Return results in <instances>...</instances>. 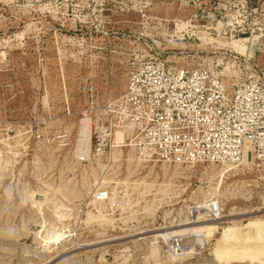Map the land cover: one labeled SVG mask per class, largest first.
Masks as SVG:
<instances>
[{
  "label": "rangeland",
  "instance_id": "obj_1",
  "mask_svg": "<svg viewBox=\"0 0 264 264\" xmlns=\"http://www.w3.org/2000/svg\"><path fill=\"white\" fill-rule=\"evenodd\" d=\"M215 6V20L191 21L213 26L208 34L175 29L192 18L188 0H0V264H264L263 240L227 234L264 221V167L144 163L116 126L95 153L131 57L218 62L229 88L264 68V0ZM142 12L168 20L165 28H143ZM96 187L120 189L131 203L104 208L91 197ZM207 197L221 201V220L186 232L200 246L193 253L165 255L151 236L193 226L173 220Z\"/></svg>",
  "mask_w": 264,
  "mask_h": 264
},
{
  "label": "built area",
  "instance_id": "obj_2",
  "mask_svg": "<svg viewBox=\"0 0 264 264\" xmlns=\"http://www.w3.org/2000/svg\"><path fill=\"white\" fill-rule=\"evenodd\" d=\"M218 1L224 0H190L196 9L194 15L182 23H189L186 27L176 19L175 29L197 30L200 27L211 34L213 26L191 21L215 20L221 15L219 6H215ZM204 4L210 6L206 8ZM141 17L143 28L150 24L165 28L168 21L147 12H142ZM254 31L236 30L242 35ZM259 36L264 40V30H259ZM219 66L218 62L206 64L203 61L192 67H177L159 55L128 59L125 90L106 108L105 123L109 127L102 124L94 136L97 156L111 145L110 127L116 126L129 135V146L144 163L239 166L245 150L249 149L254 166L264 167V68L254 69L253 79L243 78L229 88L218 71ZM91 197L115 213L129 202L124 191H111L106 187H96ZM186 207L184 218L173 220L176 225L218 222L222 218V204L215 197L194 200ZM194 238L190 234H172L154 241L165 255L180 257L200 247ZM191 241H194L193 246H190Z\"/></svg>",
  "mask_w": 264,
  "mask_h": 264
},
{
  "label": "bare ground",
  "instance_id": "obj_3",
  "mask_svg": "<svg viewBox=\"0 0 264 264\" xmlns=\"http://www.w3.org/2000/svg\"><path fill=\"white\" fill-rule=\"evenodd\" d=\"M245 79H253L254 76H252L251 78H248V77H244ZM119 133V132H117ZM116 133V135H117ZM121 134V132H120ZM122 136V137H121ZM121 139L123 138V135L121 134L120 135ZM119 135L117 137V142H120L121 139ZM116 138V137H115ZM120 140V141H119ZM252 155H251V152L249 149H246L245 152H244V155H243V158H242V161H241V165H244V166H249L252 165ZM234 167H229V166H225L223 168V170L226 169V172H229L230 170H232ZM171 178V177H170ZM168 182V181H167ZM138 185V184H137ZM140 185V184H139ZM168 185V184H167ZM134 187V186H133ZM150 188V187H149ZM150 190V189H148ZM164 192V191H163ZM162 194V193H161ZM174 195V193H173ZM131 203V202H128V204ZM204 221H199V222H196V223H192L194 224L193 226H190V227H184V228H181L178 231V233L182 234V233H185L186 232H197V231H202V230H210V229H214L215 227H213V223H202ZM207 222V221H206ZM202 223V224H201ZM188 224V223H187ZM240 224V223H239ZM186 225L185 223L183 225H179V226H184ZM235 228V229H234ZM42 230V229H41ZM174 232H166L164 234H162L161 236L159 234H155L153 236H151L152 238L154 237H162L163 239H166L168 236L172 235ZM62 234V233H61ZM227 234L229 237H234V238H238V239H242V240H254L255 242L258 241V239H261L264 241V221H255V222H251L249 221L247 224L243 225V226H238L236 224H233V227L232 229L231 228H227ZM57 236H52V237H48V239H58L60 237V233L59 235L56 234ZM43 236V235H42ZM47 238V237H46ZM45 238V239H46ZM61 238V237H60ZM63 239V238H62ZM199 239V238H198ZM257 239V240H256ZM200 240V239H199ZM55 241V240H54ZM153 246V245H152ZM151 248V253L152 254L151 256L152 257H158L157 255L159 254V247L157 248V246H153V247H150ZM160 255V254H159Z\"/></svg>",
  "mask_w": 264,
  "mask_h": 264
},
{
  "label": "crops",
  "instance_id": "obj_4",
  "mask_svg": "<svg viewBox=\"0 0 264 264\" xmlns=\"http://www.w3.org/2000/svg\"><path fill=\"white\" fill-rule=\"evenodd\" d=\"M189 1H190V0H188V3H189ZM204 1H206V2H207V0H204ZM208 1H209V0H208ZM215 2H216V0H215ZM192 7H193V5H192ZM195 11H196V9L193 7V11H192L193 13H192V15H191V16H193V15H194Z\"/></svg>",
  "mask_w": 264,
  "mask_h": 264
}]
</instances>
